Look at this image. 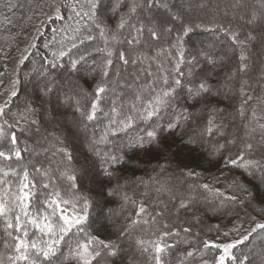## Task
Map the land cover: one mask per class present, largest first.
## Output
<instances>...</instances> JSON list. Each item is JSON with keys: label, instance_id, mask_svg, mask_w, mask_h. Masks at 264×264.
I'll use <instances>...</instances> for the list:
<instances>
[{"label": "trees", "instance_id": "16d2710c", "mask_svg": "<svg viewBox=\"0 0 264 264\" xmlns=\"http://www.w3.org/2000/svg\"><path fill=\"white\" fill-rule=\"evenodd\" d=\"M130 2L131 0H119L122 7L114 12L117 0H101L98 15L105 29V35L102 36L93 21L83 15L88 10L87 0H0V105L8 102L5 114L0 116V128L7 134L0 140V150L8 153L13 151L12 133L16 134L17 147L21 149L19 160L14 156L11 160L0 158V168L15 169L19 173L18 176L10 174L7 177L0 174V181H3L0 182V197L8 198L17 191L23 171L27 169L29 181L37 185L34 203L36 200L43 201L46 193L55 190H59L62 197L68 200H74L79 195L92 198L93 207L90 209L87 232L99 239L114 241L119 247L117 256L104 257L100 264H148L147 257L140 253L135 241L138 238L154 239L153 232L157 228L165 230L162 228L164 224L169 225L166 230L179 233V236L166 238L168 243H177V247L171 249L170 255L166 257L169 264H181V261L183 264H217L219 257L223 255V248L215 245L236 243L256 223H264V181L259 178L258 173L257 178L253 179L243 169L232 167L225 161V157L235 159L245 150L244 145L251 142L254 151L246 155L264 164V128L260 127L264 125V29L260 24L256 27L248 23L240 24L235 17L242 14V17L249 20L254 12L259 16L264 12V8H261L262 0H166L167 9L145 8L140 11L139 16H133L131 23L137 26L147 23L149 19L161 21L172 14H178L184 22H190L193 26L201 25L199 28L194 27L184 38L185 60L191 59L193 49H203L208 56L199 57L194 65H180L185 73L182 78L184 86L176 89L169 105L157 116L147 122L137 118L132 128L120 131L104 115L105 112H110L114 101L122 106L125 114L135 116V112L129 113L135 94L144 92L142 95L151 99L166 87L164 77L169 78L170 82L173 78H180L179 72L174 70L180 57L176 55L177 49L169 44L170 41H175V32L160 40H152L146 30L141 35H137L130 27L117 31L116 26L121 16L127 12L126 5ZM192 2L207 6L218 4L224 9L215 11L204 7L196 12H189L187 5ZM9 5L14 7L9 8ZM76 12H81V15L77 16ZM260 20L262 22L264 18ZM218 26L238 30L240 40H245L249 33L257 37L245 49L248 57L246 71L237 72L241 63V48L233 43L228 33L220 31ZM176 28H179V24ZM76 29L78 31H74ZM113 33L117 34L119 42L111 40ZM133 36L137 37L139 43L129 45L127 41ZM106 48L112 51L110 57L104 51ZM161 49L165 51H160ZM134 51L143 54V58L136 63H132L129 56ZM158 51L160 56L155 59ZM61 52L65 55L61 56ZM122 52L127 55L129 63L125 64L120 59ZM218 57L226 58L224 61L227 62L217 61ZM109 59L112 63L107 65L108 75L105 77L103 72ZM74 60L78 62L75 68L72 67ZM13 65L10 82L8 73ZM190 70L193 77L187 75ZM230 71L238 74L236 82L229 81V77L224 78V74ZM40 73L53 77L61 94L64 92L72 95L74 89L76 95L73 98L79 100L85 111H90L97 85L104 82L109 88V82L118 75L114 80L116 91L110 90L102 94L97 118L91 122L85 120L83 124L90 127L93 140L107 136L106 142L97 145L102 153H115L121 157L120 163L114 167L97 161L98 168L113 167L116 175L121 178V187L117 189L115 178L109 182L107 177L97 173L91 182L71 189L68 182L60 176L71 161L58 149L63 148L73 156H80L93 141L89 140L88 148L85 149L87 140L80 138L81 133L77 129L78 121H81L79 113L78 121L73 114L70 115L74 123L73 126L72 122L67 123L69 131L66 136L57 139L46 136L44 144H37L41 140L42 131H47L50 125L45 118L46 98H42L38 91V86L42 87L44 83V77ZM203 77H208L213 85L223 86L228 81L229 84L234 83V86L228 94L212 95L206 104H193L188 91L192 84L188 81ZM14 80H19L17 97L10 96ZM125 81L132 83L131 86L119 84ZM241 84L244 86L243 96L240 94ZM7 89L11 91L5 95ZM249 96L252 97L251 100H247ZM245 100V114L241 116L240 109ZM26 104L36 109L28 117L29 122L21 120ZM51 104L56 110H62L56 99L52 98ZM186 106L194 114L189 120L180 118ZM213 106L224 110L215 114L216 122L222 125L223 136L215 132L209 135L206 132L207 120L214 115L210 111ZM253 112L256 114L255 118L252 116ZM17 120H20L19 125H16ZM31 120L36 123H30ZM5 121L14 127L9 128ZM170 123H178V126L170 128ZM152 128L158 133V141L150 147L145 145L144 149L136 146L135 142L143 134V130ZM206 135L210 138L208 147L203 145ZM228 140H234V143L227 144ZM221 144L225 148L217 151ZM41 146L46 148V154L34 156V149ZM53 156L61 165L53 167L50 164ZM36 168H41L42 172H47L48 169L47 176L36 172ZM45 183H50L48 189L40 187ZM203 185H208L209 190H205ZM238 185H243V188ZM5 188L9 189L8 193L4 192ZM108 189L116 191L112 195H101ZM216 190L227 196L234 195L242 203L224 201L223 196L214 195ZM249 193L252 197H249ZM125 196L129 198L127 202ZM182 201L191 203L188 208H181ZM141 204L147 215L137 217ZM64 207L69 213L72 212L71 204ZM156 213H161L156 224L141 223L127 235H120L121 229L128 226L131 219L151 220ZM120 221H123L121 226L113 224ZM185 228L191 231L186 233ZM8 231L0 218V260L3 264H10L8 256L13 255V241ZM75 239L66 240L63 244L62 251L65 254L74 246ZM79 239L87 237L81 236ZM184 240L188 243H184ZM205 244L208 246L205 247ZM187 251H192L193 257H186ZM230 253L237 260L226 258L225 264H238L245 256L248 259L244 264H264L261 260L264 254V230H257L248 240L236 244ZM58 264H77V261L64 260L62 257Z\"/></svg>", "mask_w": 264, "mask_h": 264}, {"label": "snow or ice", "instance_id": "6c2138e0", "mask_svg": "<svg viewBox=\"0 0 264 264\" xmlns=\"http://www.w3.org/2000/svg\"><path fill=\"white\" fill-rule=\"evenodd\" d=\"M88 10L83 12L85 17H88L93 21L95 26L100 30L102 36L105 35V29L100 23L99 19V10L101 8V0H87ZM127 12L123 14L118 22L116 28L117 31L124 29L125 27H130L135 30L137 35L143 34L146 30L152 40H160L164 37L171 36L173 32L176 33L175 41L169 42L170 47L177 49L176 55L180 57L176 62L175 71L179 72L180 78H173L171 82L169 78L164 77L163 83L164 87L158 94H155L148 99L142 94H135L132 99L131 107L129 108V113L135 112L136 115L125 114L123 112L122 106H118L116 102H113V105L110 109V112H105L104 115L109 118L111 124L116 125L117 129L120 131H126L133 127L135 120L137 118L147 122L153 117L157 116L158 113L165 107L169 105L171 98L176 93L177 88H182L184 86V80L182 79L185 76V73L180 69V65L187 63L189 65H194L198 62V58L201 56H208V53L203 49H193L190 53L191 59L185 60V37L188 36L193 30L194 27L199 28L201 25L197 24L193 26L190 22H184L178 14L170 15V18H164L161 21H156L154 19H149L147 23H141L140 26L131 23L133 16H139L140 11L147 9L156 8H168L166 0H131L127 5ZM14 7V5H9V8ZM122 5L117 0V3L113 7V11L118 10ZM261 8H264V0H262ZM77 16L81 15V12H76ZM264 18V12H261L258 16L255 12L252 14L251 18L247 21L249 24L256 22L258 19ZM179 24V28H176V25ZM264 29V25H261ZM219 30L225 33H228L233 41L241 48L240 54V66L237 69V72H243L247 69V60L248 57L245 55V49L247 45L256 40L257 37L252 33H249L245 40L239 39V31L232 28H224L223 26H218ZM78 31V29L74 30ZM111 40L113 42H119L118 36L116 33L111 35ZM107 43V41H106ZM129 45L139 43V40L136 36H133L127 41ZM75 47V45H73ZM107 56L112 55L110 48L104 50ZM160 51H165L161 49ZM160 51L156 52L155 59H158L160 56ZM61 56L65 53L61 52ZM120 59L125 63H129L127 55L125 53L120 54ZM22 62V61H21ZM132 63H136L137 60H132ZM77 61L72 62V67L75 68ZM112 61L109 59L105 65V71L103 75L106 77L108 75L107 65H110ZM55 67V65H53ZM44 77V83L41 86H38L39 95L42 98H47L50 102L53 97H55L58 105L67 103L70 107L72 105V99L76 95L75 90H72V95L68 93H63V100L61 99L60 89L56 85L54 80L49 79L46 73H40ZM151 75V74H150ZM188 77H193L191 70L188 72ZM232 79V76L229 77V81ZM189 83L192 84V87L188 90L189 95L192 99L193 104L201 103L206 104L209 97L212 95L226 94L225 88L230 89L229 82L226 81L223 86L213 85L210 83L208 77L189 79ZM19 80H14L12 82V91L10 93L11 97L18 96L17 85ZM115 91L114 89H109L106 83L102 82L97 85L94 92V98L91 101L90 111H85L81 108L79 100L75 104V113H79L81 122L83 121H94L97 116V112L100 111V101L103 98L102 94H106L108 91ZM240 94L243 96L244 86H240ZM252 97H247V100H251ZM245 100L242 103L240 109V115L244 116V104L247 103ZM43 102V101H42ZM8 102L6 101L4 105H0V116L5 114V109L7 108ZM36 109L30 104H26L23 113L21 114V120L25 122L28 121ZM214 115L210 116L207 120L206 132L209 135H212L214 132L217 135L223 136L224 132L222 130V125L216 122L215 114L223 112V109H220L216 106L210 110ZM193 113L188 111L187 106L185 107L184 112L181 114V119L189 120L193 117ZM255 112L252 113L253 118H255ZM75 118V116H74ZM119 118V119H118ZM20 120L16 121V125H19ZM30 123L35 124V120H31ZM5 124L11 128L14 127L12 124H8L5 121ZM177 124L170 123L169 127H177ZM87 127V125H85ZM261 128H264V125H260ZM6 133L0 128V140L6 137ZM159 136L155 128L151 130H143V134L139 136L136 140V146L141 149L145 148V145L151 146L154 142L158 141ZM107 140V136H101L98 140H93L89 145L88 150L80 155L73 156L66 149H58L59 152L71 161V164L65 168L63 172L60 173V176L68 182V186L71 189H77L79 185L84 184L85 182H91L95 179L97 173L108 178L109 182L113 178L117 181V189L120 186L119 180L121 179L116 175L113 167L120 163L121 157L117 156L115 153H102L97 147L100 143H104ZM227 144L234 143V140H228ZM11 145L13 151L11 153L0 150V158L4 160H11L13 156L19 160L21 158V149L17 147V137L15 133L11 134ZM225 148V145L221 144L217 148V151H220ZM244 151H241L235 159L231 157H225L227 164L232 167L243 169L248 175L252 176L253 179L257 178V173L260 174V179L264 181V164L260 161L253 160L249 158L246 153H251L254 151L253 144L248 142L244 145ZM97 161L102 165H111L113 167H99ZM36 172H42L41 168H36ZM0 174L4 177L9 176H18L19 173L15 169L4 170L0 168ZM42 174L47 176V172L43 171ZM194 175V174H190ZM3 182V181H0ZM235 183V181H234ZM43 189H48L50 183H45L41 185ZM205 190H209L208 185L202 186ZM238 187L243 188V185H238ZM37 185L34 182L29 181V172L27 169H24L23 176L20 181V185L16 192L12 193L8 198L0 197V218L3 219L4 228L8 231V235L13 241L12 252L13 255L8 256L10 264H58L63 257L64 260H75L77 264H100V261L104 257H115L119 253V247L114 241H105L92 236L87 232V225L90 222V209L93 207V200L91 197L86 195H79L74 198V200L64 199L59 190H55L50 193H46L43 201L36 200L34 203V197L36 196ZM247 191V189H244ZM91 191V189H89ZM116 189H108L106 192H102L101 195H112ZM5 193L9 192L8 188L4 189ZM216 196H223L224 201H232L237 203H242L238 201L236 196H227L224 193H220L219 190H216L214 193ZM249 197H252V194L249 193ZM99 199V197H97ZM129 198L125 196V201L127 202ZM189 202H181V208H188ZM223 203V201H222ZM71 204L72 212L69 213L64 207L65 205ZM142 214L147 215L145 207L141 204L136 213L137 217H140ZM161 213H156L151 220H139L131 219L129 225L126 226L121 232V236L127 235L131 230H133L137 225L143 224H156L157 217ZM162 228L165 230H160L157 228L153 232L154 239L144 240L136 239L135 243L142 255H145L148 259V264H169V261L166 259L170 255V250L177 247V243H168L166 238L179 236V233L176 231H168L169 225L164 224ZM257 230H264V223H256L255 227L245 235L241 240L236 243H229L225 245H215L216 247L223 248V255H221L217 261V264H225L226 258L237 260L236 257L232 256L230 250L236 247V244L243 243L248 240L254 233H257ZM191 229L185 228L184 232H190ZM227 235V233H225ZM85 236L87 239H79V237ZM76 238L74 241V246L70 247L69 252L65 254L62 251L63 244L67 241H71L73 238ZM188 243L187 240L183 241ZM208 245L205 244V247ZM7 247V245H6ZM194 253L192 251L186 252V257H193ZM248 259L245 256L242 260L238 261V264H244V261ZM0 264H3V261L0 260ZM183 264V261H181Z\"/></svg>", "mask_w": 264, "mask_h": 264}, {"label": "rangeland", "instance_id": "374dc122", "mask_svg": "<svg viewBox=\"0 0 264 264\" xmlns=\"http://www.w3.org/2000/svg\"><path fill=\"white\" fill-rule=\"evenodd\" d=\"M187 7L190 9L189 10V12H196L197 11V9H199V8H204V7H210L211 9H213V10H215V11H217L218 9H224V8H222V6L221 5H218V4H211V6H207L206 4H204V3H194V2H192L190 5H187ZM236 7V6H235ZM54 8H55V6H54ZM234 8V7H233ZM240 14H241V12H240ZM256 14H258V13H256ZM185 17V16H184ZM235 17H237L238 18V21H239V23L241 24V23H248L247 21L248 20H246V17L244 18V17H242V14L240 15V16H235ZM251 17V16H250ZM168 18H170V15H169V17ZM231 19H233V16H231L230 17ZM250 19V18H249ZM261 20L260 19H258L256 22H254V23H252L253 25L252 26H255L256 27V25L258 24H260V26L261 25H263L264 23V20L261 22ZM249 24V23H248ZM257 25V26H258ZM258 29V28H257ZM129 56H130V61H132V60H140V58H143V54L141 53V52H133L131 55L129 54ZM216 60L217 61H224V60H226V58H222L221 59V57H218V58H216ZM227 60H228V58H227ZM224 62H227V61H224ZM13 69H14V65L12 66V68L10 69V72L8 73V80L12 77V73H13ZM137 75H141L140 73H136ZM229 74V75H228ZM228 74H224V78L226 79L227 77H230V76H232V79H231V81H233V82H236V78H237V73H235V72H232V71H230V73H228ZM117 77H118V75H116V76H114V79L113 80H111L110 82H109V88L110 89H114L115 90V84H116V81H114V80H116L117 79ZM49 79H51V80H54V78L53 77H50ZM71 80V79H70ZM10 82H11V79H10ZM115 83V84H114ZM118 84V83H117ZM120 85H129V86H131V84L132 83H130V82H128V81H125L124 83H119ZM115 85V86H114ZM230 85V89L232 90V88H233V86H234V83H230L229 84ZM8 86V85H7ZM8 88V87H7ZM64 88H66V87H64ZM62 89V88H61ZM231 90H229V88H225V93H230L231 92ZM10 89H7V91H6V94L5 95H7V94H9L10 93ZM116 91V90H115ZM114 92V91H113ZM64 93V92H63ZM62 93V94H63ZM118 93V92H117ZM144 92H142V93H140V94H143ZM60 95H61V99L63 100V95L61 94V93H59ZM114 96V95H113ZM114 98H115V96H114ZM53 99H55V97H53ZM52 103V99H51V101L49 102L48 100H47V98H46V102L44 103L45 105H44V108H45V118H46V120H48L49 122H50V125L48 126V128H47V131H42L43 129H40L39 128V130H41L42 131V135H41V140L39 139L38 141H37V144L38 145H42V144H44L45 142H43L44 140H45V137L46 136H48V137H53L54 139H57V138H59V137H62V136H66V134H68L67 132L69 131V127L67 126V123H70V122H72V126H73V120L71 119V117H70V115L71 114H73V117L75 116V119L77 120V117H78V113H75V104H76V99L75 98H73L72 99V105L73 106H69L67 103H64V104H60V107L62 108V110L60 109V110H56L55 108H53V105L51 104ZM78 121V120H77ZM79 123V126L77 127V129L80 131V133H81V136H80V138L82 139V140H87V145L85 146V149L86 148H88V144L90 143L89 142V140H93V137H92V131H91V129H90V127L89 126H87L86 128H85V124H83V122H81V121H78ZM205 138H206V140H203V145L204 146H207L208 147V145H210V138H209V136L208 135H206L205 136ZM36 142V141H35ZM89 142V143H88ZM37 145V146H38ZM46 152H47V150H46V148L44 147H42L41 146V148H36V149H34V151L32 152V154L34 155V156H38V155H42V154H46ZM50 164L53 166V167H55V166H59V165H61V162L55 157V156H53V157H51L50 158ZM52 172H54V169H50ZM47 172H48V169H47ZM258 175L260 176V174L258 173ZM93 183H90V185H92ZM108 214H110L111 215V213H109V212H107ZM105 214H106V212H105ZM123 221H120V223H118V224H116V223H113V224H115V226H121V223H122ZM123 229H121V231H122ZM129 243V242H128ZM262 260V263H264V254H263V259H261Z\"/></svg>", "mask_w": 264, "mask_h": 264}]
</instances>
